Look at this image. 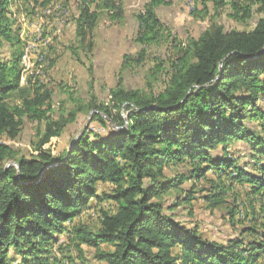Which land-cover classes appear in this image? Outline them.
<instances>
[{"label": "trees", "instance_id": "1", "mask_svg": "<svg viewBox=\"0 0 264 264\" xmlns=\"http://www.w3.org/2000/svg\"><path fill=\"white\" fill-rule=\"evenodd\" d=\"M77 1L76 42L91 53L101 13L117 19L121 7L114 0ZM224 1L240 20L252 17L256 3L264 13V0L215 4ZM23 2L35 9L49 0ZM11 3L0 0V48L7 45L10 51L7 60L0 52V133L15 138L24 117L43 123V129L30 157L17 156L0 143V264H10L11 251L20 256V264H60L49 248L54 235L62 233L77 247L94 248V258L105 264H264V14L250 30H225L212 23L198 38L173 46L168 78L159 90L118 83L108 102L86 107L94 110L92 121L113 129L105 136L85 130L55 155L44 146L84 106L55 116L50 91L29 86V81L20 85L23 50L12 29ZM166 3L147 0L136 13L140 51L137 57L124 56L122 68L141 62L149 46L168 42L156 12ZM11 97L19 103L11 104ZM232 142L246 146L247 169L237 164ZM10 159L15 165L6 166ZM179 163L189 170L167 176L166 167ZM208 172L215 177L213 190L204 196L210 206L225 203L233 185L246 186L257 207L251 213L235 208L230 216L259 223L260 230L242 228L239 236L220 242L201 237L197 225L176 218L172 210L194 199ZM185 181H190L188 188L180 186ZM98 183L111 188L98 193ZM172 189L177 197L165 208L160 197ZM91 199L112 201L116 210H101L95 230L81 223L67 228L65 223ZM245 233L254 238L244 241Z\"/></svg>", "mask_w": 264, "mask_h": 264}, {"label": "rangeland", "instance_id": "2", "mask_svg": "<svg viewBox=\"0 0 264 264\" xmlns=\"http://www.w3.org/2000/svg\"><path fill=\"white\" fill-rule=\"evenodd\" d=\"M121 7V17L111 19L101 13L98 25L93 31V50L86 53L79 48L75 38V18L77 17V0H49L45 6L35 9L28 7L23 0H12L9 10L12 12L14 25L12 29L21 40L20 47L28 53L27 64L20 59L22 76L20 85L42 86V90L51 93L50 105L52 115L59 113L66 116L72 109L84 106V112H79L75 121L66 125L58 138H53L45 147L53 154H59L68 149L83 131L89 130L96 134L107 135L111 127H102L92 121L94 110H87V106L94 102H108L109 91L118 83L128 88L143 90H159L164 87L168 78L170 62L174 59L178 44L184 46L189 39H196L212 23L220 24L225 30H250L255 21L263 16L260 3L253 4V15L247 20H240L233 16L230 4L224 1L216 6L215 0H165L167 3L157 7V15L164 26L168 42L153 44L146 50L144 59L131 67L122 68L124 56L137 57L140 47L135 44L138 26L135 21L136 13L147 0H114ZM129 39V40H128ZM7 45L0 48L1 56L7 60L10 51ZM11 104L19 103L17 98L8 99ZM43 123L23 118L15 138H9L0 133V143L10 145L16 155L30 157L35 151L39 132ZM229 149L238 151L240 166L249 163L248 150L245 145L232 142ZM15 165L10 159L6 166ZM248 167H246L247 169ZM188 167L183 163L168 166L167 176L186 172ZM207 180L201 181L190 203H182L172 210L176 218L189 227L198 226V232L203 238L226 242L239 236L242 228L252 227L260 230L259 223L253 224L249 220H237L230 216L235 208L251 213L257 203L246 186L239 184L227 190L225 203L216 207L204 199L211 193L215 185V177L207 173ZM210 182L213 183L210 184ZM228 184V182H226ZM190 186V181L181 185ZM110 184H97V191H109ZM178 191L172 189L160 197L165 208L171 206ZM235 200V203H234ZM235 204V205H234ZM237 206V207H236ZM101 210L113 213L116 205L112 201L96 202L90 200L81 214L66 224L71 230L78 223L85 224L92 230L99 226ZM54 241L49 248L50 253L56 255L60 264H105L94 258V248L85 244L79 247L69 241L65 233L54 235ZM253 235L245 233L244 241H250ZM101 248L111 249L102 244ZM10 264H20V256L14 251L9 254Z\"/></svg>", "mask_w": 264, "mask_h": 264}, {"label": "built area", "instance_id": "3", "mask_svg": "<svg viewBox=\"0 0 264 264\" xmlns=\"http://www.w3.org/2000/svg\"><path fill=\"white\" fill-rule=\"evenodd\" d=\"M28 57V53L27 52H24V56H22L21 58H25V60H28L29 58Z\"/></svg>", "mask_w": 264, "mask_h": 264}, {"label": "bare ground", "instance_id": "4", "mask_svg": "<svg viewBox=\"0 0 264 264\" xmlns=\"http://www.w3.org/2000/svg\"><path fill=\"white\" fill-rule=\"evenodd\" d=\"M24 56V55H23ZM21 61H22V58H21ZM23 62L25 63V64H27V60H25V58H23Z\"/></svg>", "mask_w": 264, "mask_h": 264}, {"label": "crops", "instance_id": "5", "mask_svg": "<svg viewBox=\"0 0 264 264\" xmlns=\"http://www.w3.org/2000/svg\"><path fill=\"white\" fill-rule=\"evenodd\" d=\"M158 7H159V6H158ZM135 21H136V23H137L136 17H135ZM97 25H98V24H97ZM97 25H96V26H97ZM137 26H138V25H137ZM134 39H135V38H134ZM128 40H129V39H128ZM134 43L137 44L136 42H134ZM137 45H138V44H137Z\"/></svg>", "mask_w": 264, "mask_h": 264}]
</instances>
